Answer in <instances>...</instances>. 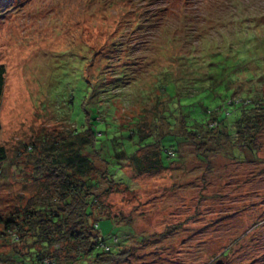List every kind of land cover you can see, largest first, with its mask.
Listing matches in <instances>:
<instances>
[{"label":"rangeland","instance_id":"1","mask_svg":"<svg viewBox=\"0 0 264 264\" xmlns=\"http://www.w3.org/2000/svg\"><path fill=\"white\" fill-rule=\"evenodd\" d=\"M258 55L264 0H0V215H17L38 187L31 145L92 126L114 169V152L138 140L121 123L152 120L160 100L172 111L179 101L213 108L238 99L255 84L238 69L242 59ZM259 143L256 156L224 152L206 163L183 142L168 168L142 175L117 152L128 183L95 190L110 217L99 219L101 235L129 253L120 264H264V129ZM91 157L98 176L106 166ZM18 237L0 225V264H23Z\"/></svg>","mask_w":264,"mask_h":264},{"label":"trees","instance_id":"2","mask_svg":"<svg viewBox=\"0 0 264 264\" xmlns=\"http://www.w3.org/2000/svg\"><path fill=\"white\" fill-rule=\"evenodd\" d=\"M258 58L259 61L242 59L238 69L249 84H255L250 85L251 92L238 99L230 98L222 106L213 108L203 100L187 105L179 101L172 111L167 107V100H160L161 111L152 120H143L145 115H142L144 117H133L121 123V127L132 126V135L138 134V140L130 151L123 147L114 152L116 164H119L115 167L119 169L118 175L114 174L115 168L110 169L109 157L102 153L104 146L96 145L99 131L92 126L75 128L58 140L45 138L40 145H31L30 149L35 147L38 154L34 176L38 187L17 215H0L4 232L19 233L18 238L27 246L29 256L19 262L26 264L28 259L31 264H120L127 259L126 249H115L118 238L109 243L98 227L100 218L110 217L99 213L103 214L105 209L95 188L102 181L108 182L110 187L128 183H124L121 176L117 152L125 154L127 162L139 175L155 174L168 168L166 160L171 158V153L177 156L183 142L192 144L197 158L206 163L213 155L224 152H230V158L237 159H245L247 153L256 156L261 146L259 135L264 129V92H259L264 85V56L258 55ZM252 62L257 64L259 71L251 69ZM5 72V66L0 64V107ZM160 89L165 93L163 86ZM258 93L262 96L258 97ZM208 98L213 97L210 94ZM166 135L171 136L169 144H163ZM149 138L153 139L146 141ZM94 152L106 166L98 176H95L97 163L91 157ZM6 159L7 149L0 144V163ZM109 191L111 189L107 188L104 192Z\"/></svg>","mask_w":264,"mask_h":264},{"label":"water","instance_id":"3","mask_svg":"<svg viewBox=\"0 0 264 264\" xmlns=\"http://www.w3.org/2000/svg\"><path fill=\"white\" fill-rule=\"evenodd\" d=\"M217 264H223V261L222 260H218Z\"/></svg>","mask_w":264,"mask_h":264},{"label":"built area","instance_id":"4","mask_svg":"<svg viewBox=\"0 0 264 264\" xmlns=\"http://www.w3.org/2000/svg\"><path fill=\"white\" fill-rule=\"evenodd\" d=\"M172 155H173V153H172Z\"/></svg>","mask_w":264,"mask_h":264}]
</instances>
